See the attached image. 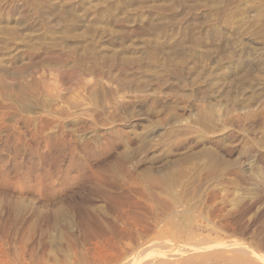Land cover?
Masks as SVG:
<instances>
[{"label": "rangeland", "instance_id": "374dc122", "mask_svg": "<svg viewBox=\"0 0 264 264\" xmlns=\"http://www.w3.org/2000/svg\"><path fill=\"white\" fill-rule=\"evenodd\" d=\"M137 263L264 264V0H0V264Z\"/></svg>", "mask_w": 264, "mask_h": 264}, {"label": "bare ground", "instance_id": "6f19581e", "mask_svg": "<svg viewBox=\"0 0 264 264\" xmlns=\"http://www.w3.org/2000/svg\"><path fill=\"white\" fill-rule=\"evenodd\" d=\"M179 249H180V248H179ZM179 249H178V250H179ZM181 249H182V248H181ZM191 249H192V248H191ZM211 249H212V248H211ZM176 251H177V250H176ZM153 252H154V251H153ZM188 252H191V251H188ZM159 253H160V252H159ZM214 253H215V252H214ZM243 253H244V252H243ZM175 254H176V253H175ZM175 254H174V255H175ZM179 254H180V253H179ZM182 255H183V254H182ZM193 255H194V254H193ZM212 255H213V252H212ZM159 256H160V255H159ZM167 256H168V255H167ZM172 256H173V255H172ZM145 257H146V256H145ZM152 257H153V256H152ZM185 257H186V256H185ZM190 257H191V256H190ZM215 257H216V256H215ZM217 257H218V255H217ZM149 258H150V257H149ZM165 258H166V257H165ZM191 258H192V257H191ZM191 258H190V259H191ZM150 259H152V258H150ZM150 259H149V260H150ZM156 259H158V258H155V260H156ZM141 260H142V259H141ZM188 260H189V258H188ZM257 261H258V260H257ZM143 262H144V261H143ZM145 262H146V261H145ZM147 262H148V261H147ZM149 262H150V261H149ZM149 262H148V263H149ZM151 262H153V261H151ZM191 262H192V261H191ZM137 264H138V263H137Z\"/></svg>", "mask_w": 264, "mask_h": 264}]
</instances>
